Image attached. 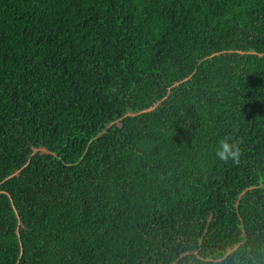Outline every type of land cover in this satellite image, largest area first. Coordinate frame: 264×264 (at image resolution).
Masks as SVG:
<instances>
[{
  "label": "trees",
  "instance_id": "trees-1",
  "mask_svg": "<svg viewBox=\"0 0 264 264\" xmlns=\"http://www.w3.org/2000/svg\"><path fill=\"white\" fill-rule=\"evenodd\" d=\"M0 264H264V0H0Z\"/></svg>",
  "mask_w": 264,
  "mask_h": 264
},
{
  "label": "clouds",
  "instance_id": "clouds-1",
  "mask_svg": "<svg viewBox=\"0 0 264 264\" xmlns=\"http://www.w3.org/2000/svg\"><path fill=\"white\" fill-rule=\"evenodd\" d=\"M214 154L219 161L225 164L239 163L241 156L240 141L231 135L222 137L217 142Z\"/></svg>",
  "mask_w": 264,
  "mask_h": 264
}]
</instances>
